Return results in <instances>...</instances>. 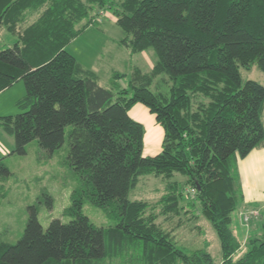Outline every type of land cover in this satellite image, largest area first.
<instances>
[{
	"label": "trees",
	"instance_id": "trees-1",
	"mask_svg": "<svg viewBox=\"0 0 264 264\" xmlns=\"http://www.w3.org/2000/svg\"><path fill=\"white\" fill-rule=\"evenodd\" d=\"M96 8L115 17L124 32L119 46L153 51L148 71H113L105 87L65 50ZM1 27L14 40L0 49V91L22 80L25 93L24 110L0 117V128L20 154L33 139L58 149L70 126L66 161L77 184L64 210L68 222L53 218L43 229L37 205L27 206L20 238L0 241V264H214L206 242L187 250L156 222L157 205L163 215L179 212L184 186L194 189L218 237L220 264H264V221L238 257L242 245L231 228L243 200L237 161L264 148V85L241 84L239 73L255 64L264 74V0H0ZM159 75L167 93L151 89ZM136 103L162 128L155 155L143 154L144 127L129 116ZM8 174L0 161V177ZM146 174L166 180L156 204L128 198ZM42 197L51 208V197ZM85 202L113 223L95 226Z\"/></svg>",
	"mask_w": 264,
	"mask_h": 264
},
{
	"label": "rangeland",
	"instance_id": "rangeland-1",
	"mask_svg": "<svg viewBox=\"0 0 264 264\" xmlns=\"http://www.w3.org/2000/svg\"><path fill=\"white\" fill-rule=\"evenodd\" d=\"M90 17L92 24L84 28L65 47V50L84 66L93 68L101 85L110 82V72L113 69L129 74L133 66L142 71L151 68L155 60L151 49L130 54L127 49L118 45L124 32L115 24V17L111 12L96 8L90 12ZM13 40L14 37L1 27L0 49L10 46ZM239 73L241 84L246 80H253L264 85V74L255 64L247 68L240 67ZM118 82L120 87L127 86V78ZM151 87L155 92L167 93L169 83L166 82L164 75H159L154 79ZM24 93L22 80H17L0 91V117L15 116L22 112L24 109L18 105V102L24 97ZM261 119L264 125V102ZM70 129V126L65 128L63 144L52 152L40 148L36 139H33L24 145V152L19 154L13 152V137L0 128V161L9 172L8 175L0 177L1 242L12 244L20 238L27 219V206L31 204L37 205V218L43 229L53 218H58L63 223L71 219L64 214L65 208L70 204V194L77 184L75 173L66 161L67 133ZM173 179L180 183H184L185 180L177 173L174 174ZM256 184L250 181L243 183L244 197L247 200L243 198L232 213V219L239 216L244 230V238L241 240L243 245L237 250L235 257L245 251V243L249 237L261 235V224L264 221V182L260 181ZM165 186L166 180L160 176L142 175L136 186L130 190L128 198L156 204L164 193ZM43 194L51 197V208L46 207ZM194 198L191 189L184 186L179 212L163 215L159 213L160 206L157 205L154 210L158 214L156 222L170 231L174 241L187 250L203 248L206 242V249L211 254L214 264H220L218 237L210 222L201 214L200 206ZM188 201L193 202L192 207L188 206ZM82 212L95 226L107 227L113 223L105 210L88 202L83 204ZM109 264L121 263L119 259H114Z\"/></svg>",
	"mask_w": 264,
	"mask_h": 264
},
{
	"label": "crops",
	"instance_id": "crops-1",
	"mask_svg": "<svg viewBox=\"0 0 264 264\" xmlns=\"http://www.w3.org/2000/svg\"><path fill=\"white\" fill-rule=\"evenodd\" d=\"M82 65L84 66V64ZM84 67L96 73V71L93 68L86 67V66ZM113 71H116V70L115 69L111 70L110 77ZM99 84H100V81H99ZM102 86L108 87L109 83L107 85H102ZM128 113L132 119L140 122L144 127L143 150H142L143 154L146 156L155 155L160 149V143H161V138L163 134L162 128L160 127L158 123H156L154 116L149 113L148 109L139 103L134 104L130 108ZM237 168H238V175H239V181H240L243 198L244 200L245 199L247 200V198L244 197L245 188L243 187V183L248 182V181L253 182L255 184L260 181L264 182V148H255L251 150L244 158L238 159ZM256 187H257V184H256ZM232 222H233L232 229L235 235L237 234L239 236L238 239L240 241L243 240L242 238H244V230H243V225L241 224V219L239 218V216H235V218L232 219Z\"/></svg>",
	"mask_w": 264,
	"mask_h": 264
},
{
	"label": "built area",
	"instance_id": "built-area-1",
	"mask_svg": "<svg viewBox=\"0 0 264 264\" xmlns=\"http://www.w3.org/2000/svg\"><path fill=\"white\" fill-rule=\"evenodd\" d=\"M191 192L194 193L195 192L194 189H191Z\"/></svg>",
	"mask_w": 264,
	"mask_h": 264
}]
</instances>
